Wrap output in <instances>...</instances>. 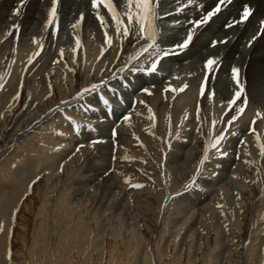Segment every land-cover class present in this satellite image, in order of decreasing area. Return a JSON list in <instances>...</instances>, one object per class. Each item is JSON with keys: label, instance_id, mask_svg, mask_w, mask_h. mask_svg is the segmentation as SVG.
<instances>
[{"label": "rangeland", "instance_id": "1", "mask_svg": "<svg viewBox=\"0 0 264 264\" xmlns=\"http://www.w3.org/2000/svg\"><path fill=\"white\" fill-rule=\"evenodd\" d=\"M0 1V264H264V60L249 88L242 57L235 52L222 60L234 39L227 49L211 42L202 49L199 29L195 51L163 57L156 71L160 88L142 85L148 92L137 89L112 121L104 102L97 104L103 113L90 105L104 94L122 103L125 91L118 87L128 70L111 77L134 54L137 38L122 40L112 14L103 3L94 9L92 0H70L64 8L57 0L47 28L52 0ZM114 1L127 24L129 3ZM180 2L157 4V25H170L158 37L162 47L186 38L187 22L175 8ZM192 7L201 13V2ZM218 38L212 40H224ZM202 54L219 61L203 96ZM153 59L144 53L129 67L147 69ZM232 67L239 69L244 92L229 111L238 90ZM101 80L106 87L77 98ZM153 90L160 93L156 101ZM96 118L110 122L104 141L116 186L111 191L96 176L106 167L96 146L102 138H94L98 132L89 125ZM213 121L216 134L228 126L227 155L212 149L201 165ZM193 177L195 187L187 189Z\"/></svg>", "mask_w": 264, "mask_h": 264}, {"label": "bare ground", "instance_id": "2", "mask_svg": "<svg viewBox=\"0 0 264 264\" xmlns=\"http://www.w3.org/2000/svg\"><path fill=\"white\" fill-rule=\"evenodd\" d=\"M68 1H70V0H59L60 5L62 4L61 7H63V8L66 7L69 4ZM121 1H125L128 3V0H121ZM175 1L176 0H158L159 3H161V4L163 3L164 5H168V6L173 5ZM196 2H201V6H202L201 7V13H199L198 11L194 12L195 10L193 11L194 8L192 6ZM28 3H30V0ZM110 3H112L113 8H115L116 5H118V3L114 0H110ZM217 3H218V0H184V1L181 0V2L177 6H175V8L179 9V13L181 14L180 17L182 19L181 23L184 24L187 22L183 26L186 27L185 29H188L190 27V23H189L190 21L199 19L200 16L205 14L207 11L212 10ZM246 5L250 8V11H251V15L249 16V20H247L243 23L234 24V26L231 28H226L225 27L226 24L233 22V21H239L240 15L243 11V8ZM124 6H125V4H124ZM186 6H188V9ZM3 7L4 6H2V8ZM29 7H31V6H29ZM5 8H6V6H5ZM232 8H234L233 10H236V8H237V11L232 13L231 12ZM170 10L172 11L173 9H170ZM175 11H174V13H176ZM170 17H173V16H170ZM262 21H264V0H231L230 3H225L222 6L221 12L218 13L215 17H213V19L209 22L208 25H205L204 27H202L201 32H200L202 34L201 35L202 36V49L208 48L211 40L214 38H217V37H219V38L222 37L224 40L227 41V43H225V48L227 49L229 41L234 39L232 45L229 46V48L227 49V52L223 55L222 60H225V61L228 60L229 58H231V56L235 52L238 53L239 56L242 57L241 58L242 63L247 64V66L245 67V71H244L243 75H244L245 82L249 88H252L254 83H255L254 80H255V75H256L255 74L256 73V67H255L256 64L261 65L262 61L264 60V57L262 55H260L262 50L264 52V31L261 30V22ZM162 24L165 25V23H162ZM158 27H160V26H158ZM164 29L170 30V25L167 24V26L165 28L163 27L161 30H164ZM258 33H259V35L257 36ZM253 36H257V39L252 42L251 46H249V41L252 39ZM197 37H199V36H197ZM158 39H160V38H158ZM195 40H194V43L191 45V48L194 47V49H191V48L186 49L188 51V53L195 51V47H198L200 45L199 38H195ZM140 43L143 44V43H146V41H141ZM173 45H175V43ZM139 46L140 45L137 44V41H136L134 43L135 49H137ZM239 46H243V48H245V51L240 50ZM204 58L205 57H203V54H202V58L199 59V61L197 63V65H198L197 69L198 70L201 69L202 75H204V73H205L204 64L207 60ZM214 58L217 59V57H214ZM218 64H219V61H218ZM257 67H258V65H257ZM131 73H133V72H131ZM161 81H162V77H161V75L159 76L156 71L151 73V74L147 73L146 71L145 72H138L137 74L134 73V75L132 74L131 76L128 74V71H126L124 73V75L121 77V81H120L119 87H118L119 91H125L122 94V98H121L122 100L119 99L120 101H122V103H118V102L114 101V99L112 100L108 95L104 94L102 96L96 97L98 99V101H96V103L92 102L93 104L90 105V110H92L93 113L95 112L97 114L103 113L104 111L101 112L99 110L97 104H98V102H101V103L104 102V104H105V100H108V104L107 105L105 104L104 107L106 108V110L107 109L109 110V114H108L109 119H111L112 121L116 120V118L119 117V115L126 109V107H128L131 94L136 92L137 89L140 90L141 89L140 87H142V85L151 84L153 86V88H160V86L162 84ZM211 83H212V81L210 79L207 86L210 85ZM165 85H166V83H165ZM209 87H211V86H209ZM158 93L159 92H157V90H153V95H152L151 100L156 101V99H157L156 97H158ZM120 94H121V92H120ZM96 98H94V100ZM119 98H120V96H119ZM131 102H132V100H131ZM92 106H94V107L97 106V107L94 108ZM87 112H89V111H87ZM106 113H108V112H106ZM99 116H100V114H99ZM100 121H98L96 118V120L95 119L91 120V124L89 123V125L94 127L93 131L97 130V132H98L97 136L94 138H102L100 143H98L96 146L101 145L100 146V153H101L100 155L102 156V158H104L106 160L107 154L109 152V148L107 146L106 141H104V140L106 137H109V128L108 127L110 125V122L108 120H103L102 122H100ZM111 125H113V124H111ZM87 133L91 134L92 130L88 128ZM227 148L229 149V147H227ZM108 155H110V154H108ZM102 158H101V160H102ZM107 165L108 164H107V160H106V167H100L99 170H97L96 176L98 175L99 177L103 178L105 183L108 182L110 185L108 187V190L111 191L114 188H116V186L112 182H110V180H113V179L110 176V173L108 172V166ZM224 168H226V167H224ZM93 173L94 172H92V174ZM90 175H91V173H90ZM90 175H89V177H91Z\"/></svg>", "mask_w": 264, "mask_h": 264}, {"label": "snow or ice", "instance_id": "3", "mask_svg": "<svg viewBox=\"0 0 264 264\" xmlns=\"http://www.w3.org/2000/svg\"><path fill=\"white\" fill-rule=\"evenodd\" d=\"M231 0H218V3L212 10L207 11L205 14L200 16L199 19L190 21V27L188 28L186 38L183 39L182 43H179L174 46H161L162 40L158 43V37L161 34V29L157 25V21L159 20V16L157 13V4L158 0L154 3V0H128L129 3V10L127 12V24H124L122 19L119 15L114 11L112 3L110 0H92V7L94 9H98L99 4L103 3L104 6L108 9L109 13L112 14L113 22L116 26V31L118 36L123 40L127 39L130 34L134 35L137 38V44L140 46L136 49L134 54L129 55L128 60L124 62L122 66H120L115 72L112 74V79H115L118 73L124 72L125 70L128 71H139V72H147L149 74L157 71L158 64L160 63L163 57H167L169 55H177L183 52L184 50L188 49L190 45L194 42V38L196 37L197 32L199 29L208 25L209 22L215 17L218 13L221 12L222 6L225 3H230ZM56 6L57 0H52V6L50 11L48 12V23L45 27H49L52 25L55 17H56ZM179 11V9H178ZM251 15L250 8L246 5L243 8V11L240 15L239 21H233L225 25L226 28H231L234 24L243 23L248 20L249 16ZM98 20L101 21L102 26L104 25L103 17L97 14L96 17ZM79 23V21L77 22ZM75 27V25L73 26ZM14 29L18 30L19 25H15ZM261 30L264 31V21L261 22ZM259 33L257 34V36ZM257 36H253L252 39L249 41V46H251L252 42L257 39ZM141 41H146V43L141 44ZM35 42V41H34ZM105 43L110 44V37H108L107 31H105ZM217 43H227L226 40H212L211 46H215ZM151 50V51H150ZM144 53H149L150 56L155 57L152 60L151 66L147 69L143 67H129V65L139 59ZM34 55L39 56V51L36 52ZM27 63L31 65L33 63L32 58H29ZM218 61L214 57H210L206 60L204 64V69L206 71V77L204 83L200 86L201 95L206 94V85L209 83L211 74H213L216 70ZM231 80L235 83L237 87V91L232 96L231 100L228 102V110L231 111L233 106L236 105V101L241 97L242 93L244 92V88L241 84L239 79V69L236 67L231 68ZM107 86V81L101 80L99 83H93L88 87L83 88L79 93H77V98L81 96H85L91 93H96L101 90V88ZM170 89H165V91H169ZM175 91L174 89H171ZM143 92H148V89L144 88L141 89ZM151 94V93H149ZM18 98V97H17ZM209 99L211 96L208 97ZM140 103H143L141 101ZM105 104H108V100H105ZM244 104H247V98L244 100ZM238 112H243L244 108L239 107L237 109ZM122 119L124 121L129 120L128 115H123ZM237 119L236 116H233L231 120L227 122V125L230 126L233 121ZM216 121L212 122V129L208 131L206 134L207 142L204 145V155L203 158L200 160V164L203 165L204 162L209 159V151L214 149L217 156H225L227 155L226 152L222 151L223 149V141L227 138L225 133L228 131V126H225L223 131H219L216 134ZM255 123V121H253ZM199 132L203 135V129L199 128ZM249 131H254V129H250ZM115 135V132H113ZM235 135V133H232ZM243 142V141H242ZM261 155L264 156V146L260 149ZM247 163V162H246ZM200 172V169L197 168V173ZM195 177L192 178V183L186 185L187 189H193L195 187ZM134 187H141L140 184H135ZM179 195V193L177 194Z\"/></svg>", "mask_w": 264, "mask_h": 264}]
</instances>
